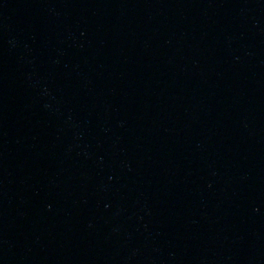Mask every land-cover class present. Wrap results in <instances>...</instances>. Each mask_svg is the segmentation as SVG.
Returning a JSON list of instances; mask_svg holds the SVG:
<instances>
[{
    "label": "water",
    "instance_id": "1",
    "mask_svg": "<svg viewBox=\"0 0 264 264\" xmlns=\"http://www.w3.org/2000/svg\"><path fill=\"white\" fill-rule=\"evenodd\" d=\"M0 264H264V0H0Z\"/></svg>",
    "mask_w": 264,
    "mask_h": 264
}]
</instances>
